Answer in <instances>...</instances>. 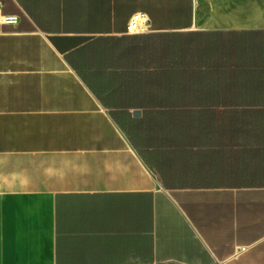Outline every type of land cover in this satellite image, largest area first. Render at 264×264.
Wrapping results in <instances>:
<instances>
[{"label":"crops","instance_id":"1","mask_svg":"<svg viewBox=\"0 0 264 264\" xmlns=\"http://www.w3.org/2000/svg\"><path fill=\"white\" fill-rule=\"evenodd\" d=\"M0 5V264H264V0Z\"/></svg>","mask_w":264,"mask_h":264},{"label":"built area","instance_id":"2","mask_svg":"<svg viewBox=\"0 0 264 264\" xmlns=\"http://www.w3.org/2000/svg\"><path fill=\"white\" fill-rule=\"evenodd\" d=\"M0 24H16V16L4 14L0 5ZM151 29L150 18L145 11H135L130 14L126 22V32L141 33L148 32Z\"/></svg>","mask_w":264,"mask_h":264},{"label":"trees","instance_id":"3","mask_svg":"<svg viewBox=\"0 0 264 264\" xmlns=\"http://www.w3.org/2000/svg\"><path fill=\"white\" fill-rule=\"evenodd\" d=\"M248 117L252 118V122L237 124L238 130H252L257 135L262 136L261 139L254 140V144L264 146V108H253L244 110Z\"/></svg>","mask_w":264,"mask_h":264}]
</instances>
